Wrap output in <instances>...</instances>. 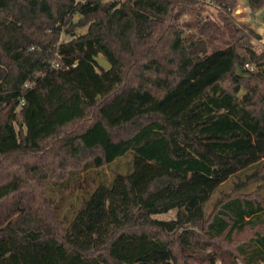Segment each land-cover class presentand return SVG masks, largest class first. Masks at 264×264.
<instances>
[{"label": "trees", "instance_id": "1", "mask_svg": "<svg viewBox=\"0 0 264 264\" xmlns=\"http://www.w3.org/2000/svg\"><path fill=\"white\" fill-rule=\"evenodd\" d=\"M211 1L184 34L205 0H0V253L264 264V54Z\"/></svg>", "mask_w": 264, "mask_h": 264}, {"label": "rangeland", "instance_id": "2", "mask_svg": "<svg viewBox=\"0 0 264 264\" xmlns=\"http://www.w3.org/2000/svg\"><path fill=\"white\" fill-rule=\"evenodd\" d=\"M123 1V0H121ZM218 6L215 5L211 0H205V4L203 7L200 8V12L198 16H196L195 13H186L182 15L179 19V24L181 25L183 29V33H192L195 31V28L193 25H187V23H191L192 21H195L199 19V21L203 20H211L216 21L220 23V15L218 12ZM227 15L234 20V22L237 24V26L241 29L242 32H249L251 30L258 33V36H255L254 34H251L250 39V46L257 54H264V10L261 8L256 9L254 11L250 10L247 0H237V3L235 6L230 9L227 13ZM79 18L78 14H74V19ZM86 30V26H76L74 28V33L76 35L83 33ZM196 33L195 35H197ZM69 36L63 32H61L59 39L65 40ZM224 37V36H223ZM221 39V36H218V41ZM249 67L245 66L246 68L256 71L259 68V65L255 62H249ZM228 79H224L223 84L224 85H230ZM245 85H248L250 87H253L254 81L250 79H244L243 85L240 86V89L238 91V97L240 99H250L254 100L252 96H250L249 92L245 89ZM82 123H76L73 125H70L66 128H63L60 130V133H63L64 131L70 130L69 128H76L80 127ZM261 183H264V181H258L250 183L246 188L247 190L253 189L255 186L260 185ZM226 185V184H225ZM228 184L226 185L227 188ZM262 193H264V186H262ZM46 193L51 194L52 196H58L59 192L57 190L56 186H53L51 183H47L46 185ZM75 197V193L71 195L68 200H72ZM67 202V201H66ZM65 202V204H67ZM175 210H170L166 213H161L154 215L157 218H163V219H169L174 217ZM0 264H55L52 254L49 250H41L38 248H27V247H21L19 249H13V250H7L4 249L0 253ZM214 264H220L219 262H216Z\"/></svg>", "mask_w": 264, "mask_h": 264}, {"label": "water", "instance_id": "3", "mask_svg": "<svg viewBox=\"0 0 264 264\" xmlns=\"http://www.w3.org/2000/svg\"><path fill=\"white\" fill-rule=\"evenodd\" d=\"M94 60L104 69H106L110 66L109 61L103 56H100V55L95 56Z\"/></svg>", "mask_w": 264, "mask_h": 264}, {"label": "built area", "instance_id": "4", "mask_svg": "<svg viewBox=\"0 0 264 264\" xmlns=\"http://www.w3.org/2000/svg\"><path fill=\"white\" fill-rule=\"evenodd\" d=\"M51 64H52V65H57V63L55 62V60H52ZM245 66H248V67H249V64L246 63Z\"/></svg>", "mask_w": 264, "mask_h": 264}]
</instances>
